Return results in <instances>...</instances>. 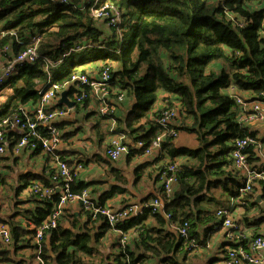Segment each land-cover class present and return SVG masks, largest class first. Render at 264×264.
Instances as JSON below:
<instances>
[{"label":"trees","instance_id":"obj_1","mask_svg":"<svg viewBox=\"0 0 264 264\" xmlns=\"http://www.w3.org/2000/svg\"><path fill=\"white\" fill-rule=\"evenodd\" d=\"M108 1L114 7L108 10L109 17L121 15L115 24L111 19L100 20L91 15L95 0H0V64L6 65L34 44L40 56L34 64L17 66L13 75L0 85V98L6 100L0 109V124L5 118L21 115L23 106L38 102L39 92L50 83L64 84L74 74L86 72L75 63L66 72H59L65 63L79 58L81 63L95 64L94 70L99 73L110 67L115 91L125 93L126 99L133 101L124 119L114 117L118 122L116 132L127 136L124 143L132 157L144 153L159 132L165 131L157 123L160 112L152 113V109L159 101V93H166L163 101L177 113L169 125L175 135L167 134L158 156L164 162L159 177L169 166L178 169L176 189L166 203L172 219L167 221L147 209L116 224L114 230L121 233L116 243L120 252L106 255L90 244L88 231L97 222L87 215L89 223L74 221L73 232L63 228V218L67 217L64 213L39 257L44 264H148V256L152 254L159 264H194L189 262L191 251L184 248L183 238L170 228L172 224L189 221V235L199 246L204 245L209 233L216 227L222 228L224 218L218 213L229 210L232 214L233 200L240 199L244 180L234 169V141L256 134L237 124L238 108L227 91L235 86L241 92L251 93L252 100L264 92V0ZM80 43H87L90 48L74 52ZM66 54L61 66L47 71L43 58L55 62ZM71 93L68 91L69 97ZM63 106L55 104L56 108ZM88 106L87 100L75 103L74 110L77 113ZM184 135L194 137L196 145L179 143ZM6 136L9 148L13 149L20 135L7 131ZM138 142L143 144L142 148H136ZM33 152H42L41 146ZM60 156L66 159L62 153ZM49 175L54 176L55 169ZM42 178L45 187H51L50 177ZM259 183L263 191L264 182ZM87 188L88 185L78 181L72 185L74 193ZM253 192L255 189L242 196L245 210L239 218H232L238 224L246 222L248 227L257 229L264 222V207L251 198ZM159 193L163 197V186ZM111 194L109 191L102 198ZM28 197L25 204H31V208L15 203L12 216L0 218L10 228L11 246L16 251L36 248L34 230L50 219L58 202L56 194L51 199L42 198L40 193ZM17 216L26 225L17 222ZM150 218L155 226L148 227L146 220ZM101 221L99 229L104 234L113 230L105 220ZM91 223L93 227L88 228ZM131 229H135L137 236ZM126 235L130 236L129 242L122 246L120 240ZM230 245L236 248L240 244L233 241ZM137 250L149 255H136ZM226 253L223 250L224 256ZM11 257L9 249L0 250V264H24ZM30 258L38 259V255Z\"/></svg>","mask_w":264,"mask_h":264},{"label":"built area","instance_id":"obj_2","mask_svg":"<svg viewBox=\"0 0 264 264\" xmlns=\"http://www.w3.org/2000/svg\"><path fill=\"white\" fill-rule=\"evenodd\" d=\"M111 8L114 7L108 0H95L90 8V13L96 19H111L112 24H115L119 22L121 15L117 13L113 19L109 17L108 10ZM34 40L37 43L38 39L35 38ZM88 48H90V45L87 43H80L75 46L73 51L81 52ZM6 49L8 50L9 48ZM66 57L67 54L55 62L43 58L47 71L49 72V68L61 66ZM39 58L37 44H34L22 54L8 61L6 65L0 64V85L13 75L17 66L27 63L34 64ZM94 68H96L95 65ZM86 70L84 73L78 72L74 74L71 80L64 84L49 82V87L39 92L40 99L38 102L23 106L21 108V115L5 118L0 124V156L6 153L8 147L6 132L9 131L20 135V140L13 147L14 154L19 155L23 150H35L41 146L42 152L52 156L55 161V175L49 178L51 187H45L42 182L34 181L29 188L30 195L40 193L41 197L45 199H51L54 194L58 195V202L50 219L34 230L36 253L40 264H44L39 257L43 250V244L51 234L50 232L57 228L58 220L70 204H78L82 208V211L90 216L93 221L103 219L113 229H115L116 224L126 221L131 217H137L147 209H151L155 214H160L167 221L172 219V213L166 210V203L171 200L176 189V172L178 169L175 165L169 166L167 171L163 172L160 177L163 186V197H158L150 202L145 201L140 204H132L119 210L100 204L93 197L89 188L83 190L81 193H74L72 191V185L85 168L83 164L69 165L65 160H62L59 154L63 143H65V131L59 124L65 118L75 114L74 108L70 109L65 105L61 108L55 107L61 93L72 91L71 100L79 104L87 100L100 118L107 119H115L114 117L120 105L126 100L125 93H118L113 87L110 67L103 68L100 73L94 69L93 72L90 69ZM227 93L238 108L237 124L249 127L250 133L253 132L251 129L252 125L260 123L264 126V92L260 94L259 98H255V100L243 97L240 94L239 88L235 86H230ZM112 95L117 96L113 98ZM155 112H160L159 117L157 116V123L166 132H159L157 137L152 141V145L144 151L146 155L152 154L154 150L161 149V145L167 134L169 137L175 135V132L169 129L170 123L177 116L174 108H170L167 103L161 102L155 108L153 107L152 113ZM111 132L116 133V123L112 125ZM126 140L127 136L124 133L117 132V136L110 141L106 154L112 162H116L122 156L129 154V147L124 143ZM256 146H262L261 142L256 139V136H246L234 141L232 152L233 165L234 169L241 174L244 184L239 190L240 199L233 200L232 206L235 203L245 205L244 200H241L242 196L251 194L257 183L264 182V169H257L248 160L251 156L249 150L252 151ZM142 147L143 144L141 142L136 143V148ZM261 194V204L264 207V190ZM218 215L220 218H224L222 228L233 230L231 240L237 245L240 244L236 248L230 247L227 249L225 264H264V236L254 237L244 232L234 235L233 232H241V226L230 217L229 210H222ZM171 228L179 237L183 238L185 249L187 248L191 252H196L199 249L196 239L189 235V221H185L182 225L172 224ZM120 242L122 246H125L129 242L128 235L122 237ZM242 242H245L248 248ZM11 243L12 234L10 228L5 223H0V247L9 246Z\"/></svg>","mask_w":264,"mask_h":264},{"label":"crops","instance_id":"obj_3","mask_svg":"<svg viewBox=\"0 0 264 264\" xmlns=\"http://www.w3.org/2000/svg\"><path fill=\"white\" fill-rule=\"evenodd\" d=\"M94 65L95 64H90L87 68L92 70L93 72ZM240 94L249 100L254 99L251 93H244L240 91ZM166 96V93L160 92L158 103H166L165 101H163V98ZM171 98L175 100L173 96ZM158 103L156 105H158ZM124 104L125 103L123 102L122 105H120L119 110L117 111V119H119V112L124 108ZM150 117H152V114H150ZM114 123H116L117 128L118 122L116 119L100 118L97 115V112L94 111V108L91 104H89L87 109H82L77 113L75 112V114H72L71 117L65 118L63 122L59 124L60 127L65 131V143H63L62 145L60 154L62 153L63 157L66 158L65 161H70L71 165L83 164L85 169L80 173L76 181L88 185L93 197L98 201L100 198H102V196L105 195V193L111 191L112 194L109 197L102 198L104 199L103 204L119 210L132 204H140L145 201L150 202L153 199L159 197V189L162 187V182L159 177V168L164 162L161 159V156H158L160 149L154 150L150 155L142 153L136 156L129 157V155L127 154L122 156L118 161L112 162L107 157L106 152L110 141L117 136V132H111V127ZM251 129L256 134V139L261 142L262 146H256L252 149L251 156L254 159L250 161L252 165L257 169H264V126L260 123H257L252 125ZM108 134L113 135L109 136ZM181 139V141L179 140V143L181 144H188L191 146L196 145L194 137L192 136L184 135ZM9 142L10 141L8 139V144ZM33 151L34 150L26 149L23 150L19 155H16L13 153V149H10L8 145L6 153L0 156V161L5 160L12 163L25 157L29 158L28 165L23 168L17 179V182H15L17 196L16 203H19V206L22 208L32 207L31 204H25L26 200L29 198V188L32 183L34 181H40L45 185L42 177L45 176L46 178H49L51 170H54L56 168L55 161L52 156L45 154L44 152L35 154ZM163 155H165L166 161L167 153L164 152ZM0 167V218L7 219L12 216V211H8V207L6 205V196L8 193L7 189L10 185V181L8 183L7 180H5L6 182L4 181V178H8L9 171L6 167L3 166V164ZM261 188L262 186L260 183H257L255 185V193L253 192V194L251 195L252 199L255 198L256 201L258 200L257 197L259 196V194L262 195ZM258 204L259 206L262 205L261 202ZM245 205H240L237 203L233 204V216L239 218L245 210ZM65 215H67V217L63 218V228L69 229L73 232L76 231V228H73L74 221L80 220V222H82L83 224H85L86 222L89 223L88 217L87 219L85 217V215L87 214L82 211V208L78 204L68 205L65 210ZM72 215H75L76 217H72ZM261 215L262 214H260V216ZM16 221L19 223H24V225H26L25 221L22 220L20 216L16 217ZM95 222H97L95 223V228L88 231V234L91 237L90 244L95 250L100 247H104L105 250L101 251L106 253V255L109 253L114 254L112 250L116 247V243L120 238L121 233L113 229L107 230L104 234V232L99 229V226L102 222L101 219ZM146 223H148V227L155 226L154 221L150 219L146 220ZM239 225L241 226V232H233L234 235H239L242 232L247 233L248 235L253 234L254 232L264 235V222L260 226H258L257 229L248 227L246 225V222H241V224ZM92 227V223L88 225V228ZM164 229L166 230L168 228H166L165 226ZM170 229L174 231L172 228ZM30 230H32V227L30 228ZM214 230V232L209 234H213V237H215L216 240H218V236L221 235V239H219L217 247L213 249L212 257L202 256L205 249L210 246V235L208 236L207 242L204 245H200L199 249L196 252H190L188 257L194 255V257L201 259L203 258V260L205 261L203 264H225V256L221 255L222 257L218 258L215 254L223 252V250H227L231 247L230 243L233 242L231 240V234L233 230L223 229L219 227H216ZM130 232L135 236H137L138 234L135 232V229H131ZM110 233H113L116 236V240H110L108 238V235ZM49 237L50 236H48V238ZM48 238L46 239V243H48V241L50 240H48ZM128 238H130L129 235ZM131 244L132 246H134L133 242H131ZM10 246L11 244L9 246L0 247V250L9 249L13 254V257H11L12 259L23 261L22 259H20V257L21 255L25 254V248H21L16 251V248L14 246H12L11 248ZM144 254L149 255L144 251H136V255L140 256ZM149 262L150 264H154L155 262L159 264V259H152Z\"/></svg>","mask_w":264,"mask_h":264},{"label":"rangeland","instance_id":"obj_4","mask_svg":"<svg viewBox=\"0 0 264 264\" xmlns=\"http://www.w3.org/2000/svg\"><path fill=\"white\" fill-rule=\"evenodd\" d=\"M129 38H128V40H129ZM73 63L77 64L78 66L82 65V66H79L78 68H85V69H88L87 67H88V65H90L89 62L81 63L79 58H76L73 61L70 60L67 63H65L63 65V67L60 69L59 72H61V73L66 72L67 70H69L70 67H72ZM51 69H55V68H51ZM6 91H8V90L6 89ZM0 101H1L0 102V109H3V107H4L5 103H6V100L4 98H0ZM124 103H125L124 104V108L122 110H120V112H119V119H124L125 116L127 115L128 111H129V109L132 107V100L130 98H127ZM108 135L111 136L113 134H108ZM28 163H29V158L28 157L19 159L16 162H13V163L12 162H7L5 160L0 161V166H2V164H3V166L6 167L8 169V171H9L8 172V174H9L8 178H4V181L7 180V183L10 181V185H9V187L7 189L8 193H7V196H6V205L8 207V211L14 212V210L16 209V206L14 205L16 203V199H17L15 182H17V179H18L21 171L23 170V168H25L28 165ZM0 180H1V178H0ZM233 214L234 213H232V214L230 213V217L231 218H232ZM85 217L87 219V215H85ZM233 217L236 218L235 216H233ZM150 220H152V219L150 218ZM218 237H219V239H221V235H219ZM108 238L110 240H116V236L113 233H110L108 235ZM209 238H210L209 239L210 246L205 249L204 254L202 255L203 257H205V256L212 257L213 249H215L217 247L218 243H219V239L216 240V238L213 237V234L210 235ZM33 244H34V240H33ZM11 247L12 246H10V248ZM98 249L100 251L101 250H103V251L105 250L104 247H100ZM24 251H26L25 254L21 255V257H20V259H22L24 261V264H39V261H38L37 258H34V259L30 258L31 255H33V254L36 255L37 254L36 253V249L25 248ZM112 251L114 252V254H119L120 249L116 246L115 248H113ZM206 254H208V255H206ZM215 255L218 258H221L222 257L221 255H223V252H219V253H217ZM189 257H190V262H192V263L203 264L205 262L203 260V258L202 259L201 258H197V257H194V255H191ZM152 259H155V258H153L152 254H150V256H148V260L150 261ZM148 264H150V262H148Z\"/></svg>","mask_w":264,"mask_h":264},{"label":"water","instance_id":"obj_5","mask_svg":"<svg viewBox=\"0 0 264 264\" xmlns=\"http://www.w3.org/2000/svg\"><path fill=\"white\" fill-rule=\"evenodd\" d=\"M58 102L62 105L67 106L70 109H73L75 107V102L68 97L67 91H64L61 93V96H60V99L58 100ZM261 197H262V195L259 194V196L257 197L258 203H260L262 201Z\"/></svg>","mask_w":264,"mask_h":264}]
</instances>
